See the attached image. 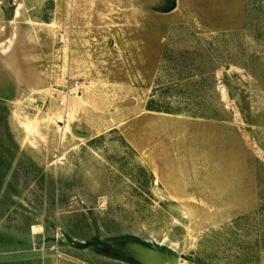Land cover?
<instances>
[{
    "label": "rangeland",
    "instance_id": "1",
    "mask_svg": "<svg viewBox=\"0 0 264 264\" xmlns=\"http://www.w3.org/2000/svg\"><path fill=\"white\" fill-rule=\"evenodd\" d=\"M172 1L0 0V264H264V0Z\"/></svg>",
    "mask_w": 264,
    "mask_h": 264
},
{
    "label": "water",
    "instance_id": "2",
    "mask_svg": "<svg viewBox=\"0 0 264 264\" xmlns=\"http://www.w3.org/2000/svg\"><path fill=\"white\" fill-rule=\"evenodd\" d=\"M175 8L176 2L173 0L171 6L164 10L163 13L168 14L174 11ZM71 132L77 138L86 139L89 136L78 133L74 127L71 128ZM112 252L116 253L119 257L127 258L136 264H179V259L169 257L168 255L141 245H130L124 249H116Z\"/></svg>",
    "mask_w": 264,
    "mask_h": 264
},
{
    "label": "bare ground",
    "instance_id": "3",
    "mask_svg": "<svg viewBox=\"0 0 264 264\" xmlns=\"http://www.w3.org/2000/svg\"><path fill=\"white\" fill-rule=\"evenodd\" d=\"M60 118V117H59ZM32 126V124L31 125H24V128H25V130L27 131V132H30V127Z\"/></svg>",
    "mask_w": 264,
    "mask_h": 264
},
{
    "label": "built area",
    "instance_id": "4",
    "mask_svg": "<svg viewBox=\"0 0 264 264\" xmlns=\"http://www.w3.org/2000/svg\"><path fill=\"white\" fill-rule=\"evenodd\" d=\"M63 105V104H62Z\"/></svg>",
    "mask_w": 264,
    "mask_h": 264
}]
</instances>
